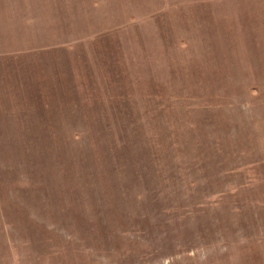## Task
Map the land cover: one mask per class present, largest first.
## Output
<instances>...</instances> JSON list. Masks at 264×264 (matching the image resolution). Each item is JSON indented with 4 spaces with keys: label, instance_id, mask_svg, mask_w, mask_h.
<instances>
[{
    "label": "rangeland",
    "instance_id": "374dc122",
    "mask_svg": "<svg viewBox=\"0 0 264 264\" xmlns=\"http://www.w3.org/2000/svg\"><path fill=\"white\" fill-rule=\"evenodd\" d=\"M0 264H264V0H0Z\"/></svg>",
    "mask_w": 264,
    "mask_h": 264
}]
</instances>
